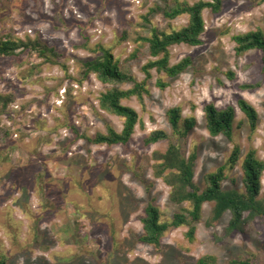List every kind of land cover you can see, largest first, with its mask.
Instances as JSON below:
<instances>
[{"label": "rangeland", "instance_id": "374dc122", "mask_svg": "<svg viewBox=\"0 0 264 264\" xmlns=\"http://www.w3.org/2000/svg\"><path fill=\"white\" fill-rule=\"evenodd\" d=\"M175 1L198 0H0V37L12 32L21 40H40L62 54L67 68L43 63L33 51L0 58V94L15 96L0 116V253L8 257V264H196L203 256H214L218 264L235 258L264 264V219H256L252 231L227 236L230 214L208 225L210 203L203 205L194 225L193 242L185 237V226L168 230L157 249L140 241L150 198L163 222L188 208L187 203H173L170 187L154 175L155 158L164 155L170 142L178 143L185 158L196 154L194 182L200 190L206 187L205 176L230 154L232 143L211 137L205 128L206 105L212 103L218 110L233 106V141L241 148V160L252 148L264 161L262 54L252 50L237 56L232 40L257 29L264 33V2L222 0L220 12L203 11L202 43L169 48L170 65L189 57L191 67L174 79L151 70L143 103L135 97L121 101L140 121L127 146L83 139L106 134L109 127L120 132L123 119L99 108L100 95L114 85L100 83L93 74L77 82L83 76L81 61L95 57L91 50L102 45L122 69L142 81L141 68L152 58L134 38L148 36L152 28L171 32L185 27L186 15L173 20L163 15ZM83 31L87 48L82 47ZM133 53L136 60L130 59ZM158 79L169 85L160 90ZM239 99L258 114L251 136L237 106ZM174 107L181 108L182 119H196L185 140L176 138L168 123L167 111ZM156 130L164 131L169 140L145 146L143 140ZM138 174L152 184L149 191ZM228 176L222 187L234 188V179L235 188L244 192L241 161ZM261 187L259 198L264 200V174Z\"/></svg>", "mask_w": 264, "mask_h": 264}, {"label": "trees", "instance_id": "16d2710c", "mask_svg": "<svg viewBox=\"0 0 264 264\" xmlns=\"http://www.w3.org/2000/svg\"><path fill=\"white\" fill-rule=\"evenodd\" d=\"M251 1V0H247ZM263 3L264 0H257ZM210 10L218 13L222 10V0H198L194 4L187 2L179 3L175 1L170 7L163 10L165 18L173 20L179 16L186 15L188 22L185 27L177 31L166 32L157 28H152L148 36L137 34L134 38L136 42L144 44L147 52L152 58L148 60L141 68L144 79L138 82L128 71L119 66V61L113 56L110 49L102 45H97L91 52L95 55L92 59L81 61L83 68L82 79L77 81L81 83L90 74L95 75L96 79L102 84L114 85L115 87L100 95L98 104L100 110L123 119L122 130L116 132L112 128H107L106 134H96L93 138L83 136L86 142L97 145H122L127 146L131 140L132 134L137 124L140 123L138 113L131 107L121 103L123 99L135 97L140 103H143V96L148 95L147 82L151 79V70L156 73H163L170 79H174L183 74L192 65L189 57L182 59L174 65L169 64V48L174 45L185 44L191 47L202 43L200 36L204 32L203 11ZM146 21V18H144ZM144 21V23H146ZM85 43L83 48H87L88 39L84 31L82 33ZM127 39V34L122 37V41ZM235 43V54L237 56L257 50L260 51L261 61L264 64V33L261 29L250 31L245 34L234 35L232 37ZM33 51L43 63L59 65L66 71V64L61 61L62 54L55 47H48L40 40H21L16 38L15 34L10 32L0 37V58H8L19 53ZM137 53L130 55V59H137ZM232 78L233 74L228 73ZM66 77V76H65ZM75 81V80H74ZM131 84V88L122 90L117 85ZM169 85L161 79L156 81V86L163 90ZM249 85L243 88H249ZM15 101L13 94H0V116L6 114L8 107ZM239 110L243 113L249 126L250 136L255 132L258 125V114L255 108L239 99L237 101ZM205 128L211 137L222 136L232 143V148L226 161L218 166L216 170L205 176L206 187L203 190L194 182V169L196 163V154L192 153L188 158L182 154L178 143L170 142L164 155L156 156L154 166V175L161 178L166 185L170 187V200L181 205L188 204V208L180 209L179 212L172 215L169 221L161 220L159 208L154 205L153 199L148 200L144 209V217L141 219L143 226V235L140 241L154 246L156 249L161 246V239L170 229L187 227L185 237L189 242L194 241L195 223L200 221L202 207L205 203L212 204L211 216L208 225L212 226L226 214H230V221L225 235L232 232L247 233L250 228L254 229L256 219H264V200L259 198L261 193V180L264 174V161L256 156L254 149L250 148L241 160V148L239 144L233 141V123L235 118V109L228 106L225 109L218 110L214 104L210 103L204 107ZM167 120L172 129V134L185 140L188 134L196 127V119L188 117L182 119V110L180 107H174L167 111ZM75 140L79 139L77 130L72 127ZM8 134L5 133L4 137ZM169 140V136L161 130L151 132L144 140L143 144L149 146L162 141ZM241 161V182L244 192L235 188V180L231 179L234 188L224 189L223 182L229 179L228 172L232 170ZM144 168H140L138 173H142ZM140 183L144 184L149 191L151 183L146 182L137 175ZM249 231V230H248ZM9 259L0 253V264H8ZM196 264H218L214 256H203L198 259ZM225 264H253L250 259L235 258Z\"/></svg>", "mask_w": 264, "mask_h": 264}]
</instances>
